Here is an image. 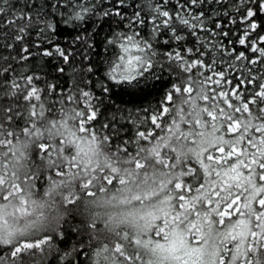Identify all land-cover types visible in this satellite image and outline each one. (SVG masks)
I'll list each match as a JSON object with an SVG mask.
<instances>
[{"label": "snow or ice", "instance_id": "snow-or-ice-1", "mask_svg": "<svg viewBox=\"0 0 264 264\" xmlns=\"http://www.w3.org/2000/svg\"><path fill=\"white\" fill-rule=\"evenodd\" d=\"M18 2L0 0V201L18 198L27 216L36 201L21 184L46 179L44 196L59 194L66 207L79 199L76 182L89 196L96 184L119 185V192L143 184L147 190L131 197L147 209L137 231L118 234L126 249L113 247L125 264H264V0ZM39 60L49 77L71 69L78 78L75 93L61 101L74 105L66 108L71 115L46 127L37 126L46 117L42 97L59 85L16 70ZM221 65L233 79L217 71ZM104 112L102 127L111 134L98 136L91 125ZM188 123L193 129L183 131ZM128 124L134 140L113 144ZM145 125L166 135L140 130ZM17 135L36 147L32 166L42 163L51 175H18L25 157L11 142ZM4 209L0 204V217ZM233 214L237 220H226ZM74 217L39 240L0 227V264H91Z\"/></svg>", "mask_w": 264, "mask_h": 264}, {"label": "trees", "instance_id": "trees-1", "mask_svg": "<svg viewBox=\"0 0 264 264\" xmlns=\"http://www.w3.org/2000/svg\"><path fill=\"white\" fill-rule=\"evenodd\" d=\"M158 0H151L152 4L157 3ZM16 8H20L22 6V0H19L18 3H16ZM147 10V8L145 9ZM143 15V13H141ZM227 40L224 41V44L227 45ZM237 51H243V48L237 47ZM7 55V53H5ZM227 59V58H225ZM205 63H207V58L205 60ZM44 64L43 60L39 61H30L28 64L23 66H17V72L20 73H27V74H34L37 77H40L41 79L46 80L48 83L52 84H58L59 87L56 90L55 93L47 95L42 97L44 101V107H45V120L42 125H37L39 127H46L51 120L54 119H61L64 118L63 116L59 115L61 113H66L68 116L71 115L70 112L66 111V108H72L74 105L71 104H65L61 103V101L64 100L65 96L69 92L75 93V84L77 83V77L73 74L71 69H68L62 77H49L47 75V72L49 69L47 67L43 68L41 70L40 65ZM237 67H239V63H237ZM255 67H260V65H256ZM225 70L228 79H233L235 76V73H232L231 70L226 69L225 65H221L217 68V71ZM205 74H208L207 72ZM264 74V72L260 73ZM253 75H259L256 72H253ZM218 78V77H214ZM43 87V85H41ZM209 88L216 89L217 86L215 84H209ZM220 90L224 91H231V86H227L226 88H221ZM196 95V92H193V96ZM234 97H231L229 102L234 101ZM39 103V102H38ZM155 103V101H154ZM198 105L203 107L206 106V102L204 101H197ZM223 106V105H222ZM111 111V110H109ZM108 113L104 112L103 115L99 116L95 122L91 125L92 130L94 132H97V135L99 136L101 133L105 135H110V128H103L102 124L105 123V118L107 117ZM167 117H165V120ZM69 127H75L74 123L69 120ZM23 127V125H21ZM181 129L183 131H189L193 129V125L191 123H188L186 126L181 124ZM9 131L15 133H18L20 130L16 128L8 129ZM98 130V131H97ZM140 130H144L148 133H152L157 138L162 137L166 135L165 132L160 131L159 129H154L151 126L145 125L140 128ZM195 130H200L199 126H196ZM210 131V129H208ZM136 133V128L133 127L131 124L125 125L123 130L120 133V136L118 139L113 141V144L120 143L121 141H128V140H134ZM225 138H228V134L225 135ZM197 137H193V141H195ZM13 144H15L17 147L21 148L23 151V155L25 157L24 160L21 161L22 167L20 168V171L18 172V175L23 178L26 171H31L33 174H38L40 176H46L51 175L50 171L46 168L44 164H38L37 167L32 166V162L36 160V147L35 145L30 141V139L26 138L23 135H17L15 139H12L11 141ZM26 145V147H25ZM6 151L4 148H0V152ZM101 151L105 156L110 155L112 152V149L106 148L103 145H101ZM129 151H131V148L129 147ZM26 153V155H25ZM67 154V153H66ZM214 156L218 155V153H212ZM103 157H101V160ZM190 167H196L197 170H200L199 165L195 164L193 161L190 165ZM39 169V171H37ZM219 170V169H218ZM157 171H159L157 169ZM53 179H58V177L53 176ZM49 182L45 179L40 183H36L34 185L30 184L29 187H25L23 184L20 185L24 191H32V197L31 200L36 201L37 203H43L42 212L44 214L50 215L47 229L37 232L35 234L29 235L28 238L39 240L40 235L46 234L50 232L52 229H54L57 226V223L59 220H61L63 217H71L75 216L71 223L75 226L76 229L81 230V237L84 240V246L89 247L91 251L93 252V257L91 259V264H125V261L119 256V255H113V247L114 245L119 244V246L122 249H126V245L118 240V234L122 235L127 233L128 235H132L136 230L131 227H123L121 230L120 227L113 228L112 226H109L108 224H103L99 221L97 217H95L94 213V207H92L90 204L86 203V199L89 197L87 195V190H82L80 187V183L76 182L74 185V189L76 194L78 195L79 199H77L76 203L74 205L65 206L62 200L61 195L54 193L51 198H47L44 196L45 190L48 188ZM105 185L96 184L93 188H91V191L95 193V195L99 194V191H101V188H104ZM109 186V185H107ZM59 192L67 193V188H62L58 190ZM141 191V190H140ZM94 195V196H95ZM191 195V193L189 194ZM242 203V202H241ZM0 204H5V209L11 208V210L18 212L19 206V200L16 197L11 198V203H6L5 201H0ZM38 209L37 206H32L30 204L29 212L33 213ZM12 211V213H13ZM238 217V214H233L232 216L226 218V220L235 221ZM7 220H13V215L9 216L6 215ZM13 228H19V227L12 222ZM22 224V223H18ZM17 226V227H16ZM224 226V225H220ZM16 238H19V236ZM152 239H159L157 236L151 237ZM76 239H79V237H73V241ZM161 240V238H160ZM96 253H100L99 256H96ZM124 255L128 256L130 255V252L125 250Z\"/></svg>", "mask_w": 264, "mask_h": 264}, {"label": "rangeland", "instance_id": "rangeland-1", "mask_svg": "<svg viewBox=\"0 0 264 264\" xmlns=\"http://www.w3.org/2000/svg\"><path fill=\"white\" fill-rule=\"evenodd\" d=\"M119 187H120L119 185L116 186L105 185L104 186L105 190H101L99 191V194L87 198L86 203L94 207L95 217H97L100 222H102L103 224H108L109 226H112L114 229L120 227V229L122 230L123 227H127L128 225L117 216V212L121 209V207L127 206L126 203H121V201L127 199L133 203L139 204V202L131 200V197L134 194H139L142 190H147V186L143 184H140L139 187H137L136 185H130L131 190L128 192H119L117 190ZM35 206H37L38 209L27 216L20 215L19 211L16 212L15 214L14 211L11 210V208L4 210L2 217H0V220L3 221V224L0 225V227H3L5 230L10 229L13 225L12 224L13 222L18 227L19 225L21 226L19 227V229H26L27 236L47 229L46 226L48 224L50 215L44 214L42 212L43 203L41 202L37 203V205L35 204ZM41 213H43L44 219L38 220L37 217ZM6 215L9 216L13 215V220L12 219L7 220V218H5ZM18 223H22V224H18ZM29 225L31 226L27 227ZM133 228L137 231L136 226H134ZM220 228L223 229L224 226H220ZM18 236L19 234H17V237ZM157 238L159 239L155 238L154 240L163 243V240L162 239L160 240L161 237H157ZM191 243L193 245H196L198 242L191 241ZM144 258L148 259V257H144Z\"/></svg>", "mask_w": 264, "mask_h": 264}, {"label": "clouds", "instance_id": "clouds-1", "mask_svg": "<svg viewBox=\"0 0 264 264\" xmlns=\"http://www.w3.org/2000/svg\"><path fill=\"white\" fill-rule=\"evenodd\" d=\"M160 196H163V193H160ZM145 203L148 202L146 201ZM126 204V207H121V209L117 212V216L128 226L134 227L137 223H139V216L147 209L141 208L140 204H136L131 201Z\"/></svg>", "mask_w": 264, "mask_h": 264}]
</instances>
